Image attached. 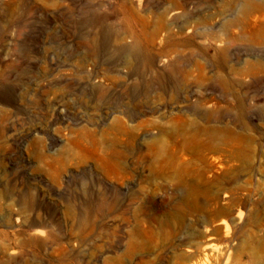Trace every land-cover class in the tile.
I'll return each mask as SVG.
<instances>
[{
	"label": "rangeland",
	"instance_id": "374dc122",
	"mask_svg": "<svg viewBox=\"0 0 264 264\" xmlns=\"http://www.w3.org/2000/svg\"><path fill=\"white\" fill-rule=\"evenodd\" d=\"M0 264H264V0H0Z\"/></svg>",
	"mask_w": 264,
	"mask_h": 264
},
{
	"label": "bare ground",
	"instance_id": "6f19581e",
	"mask_svg": "<svg viewBox=\"0 0 264 264\" xmlns=\"http://www.w3.org/2000/svg\"><path fill=\"white\" fill-rule=\"evenodd\" d=\"M233 220H240L241 218V215L240 213L239 214H236L234 216H232ZM220 225H222V227L224 228V230H228L229 228L227 227L228 225H226L225 223L223 222H220ZM228 228V229H227ZM190 251V250H188ZM202 252H203V255L204 256H207V254H212L213 252H215V248L213 247V245L211 244H206L203 249H202Z\"/></svg>",
	"mask_w": 264,
	"mask_h": 264
}]
</instances>
